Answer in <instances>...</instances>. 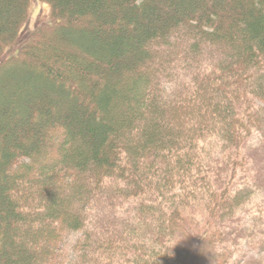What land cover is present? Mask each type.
I'll use <instances>...</instances> for the list:
<instances>
[{
    "label": "trees",
    "instance_id": "1",
    "mask_svg": "<svg viewBox=\"0 0 264 264\" xmlns=\"http://www.w3.org/2000/svg\"><path fill=\"white\" fill-rule=\"evenodd\" d=\"M30 1L0 0V264H184L197 219L194 264L264 248V0H39L25 30Z\"/></svg>",
    "mask_w": 264,
    "mask_h": 264
},
{
    "label": "rangeland",
    "instance_id": "2",
    "mask_svg": "<svg viewBox=\"0 0 264 264\" xmlns=\"http://www.w3.org/2000/svg\"><path fill=\"white\" fill-rule=\"evenodd\" d=\"M50 15V7L47 3L39 1V0H31L29 9H28V20L26 22L25 30L33 29L38 23L42 24L48 21ZM180 45H186L188 41V37H181ZM186 43V44H185ZM171 44H173L171 42ZM180 48V46H179ZM184 49V46L182 47ZM184 53V51H183ZM183 72L185 75H189V73ZM151 77H149L150 81ZM174 84L172 80H163L161 85V90L164 94H168L171 86ZM257 102H259L257 100ZM55 157L54 153L51 151L45 155H40L39 159H53ZM200 220H196L193 222L192 229H188L185 233L184 237H177L176 242H178V248L183 252L184 264H194L195 257L197 256L198 246L194 242V235H196V231L200 230ZM81 231H68L63 235L62 241L58 244V251L56 252L57 259L63 262L68 260H73L75 258L74 246L76 242L81 238ZM233 252L235 256L233 259L234 264H242L244 260L250 259H262L264 257V248L261 246V243L254 238V240H245L242 241L239 245L234 248H227V251ZM183 264V263H182Z\"/></svg>",
    "mask_w": 264,
    "mask_h": 264
}]
</instances>
